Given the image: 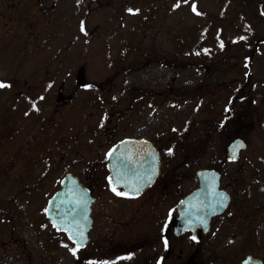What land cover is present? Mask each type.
Instances as JSON below:
<instances>
[{"label": "rangeland", "instance_id": "rangeland-1", "mask_svg": "<svg viewBox=\"0 0 264 264\" xmlns=\"http://www.w3.org/2000/svg\"><path fill=\"white\" fill-rule=\"evenodd\" d=\"M151 1L91 10L82 34L66 25L68 12H37L35 0H0V81L10 85L0 88V264L75 263L72 245L62 236L48 244L40 224L47 198L76 165L77 157L61 147V117L69 122L94 110L57 104L61 77L76 67L75 57L68 64L58 59L84 52L68 41L86 34L100 44L86 52L128 53L120 63L104 61L113 73L144 62L140 96L123 91L125 101L111 109L117 132L142 118L148 131L157 127L161 142L172 137L179 150L172 162L187 155L191 169L185 188L199 167L225 174L221 183L233 191V202L205 241L218 245L214 264H237L248 253L264 258V0H153L154 7ZM235 136L248 148L227 163L225 145ZM233 173L239 180L227 179Z\"/></svg>", "mask_w": 264, "mask_h": 264}, {"label": "flooded vegetation", "instance_id": "flooded-vegetation-1", "mask_svg": "<svg viewBox=\"0 0 264 264\" xmlns=\"http://www.w3.org/2000/svg\"><path fill=\"white\" fill-rule=\"evenodd\" d=\"M35 1L37 12L70 13L65 17L66 25L78 28L81 21L86 28V16L91 10L120 11L125 9L128 2V0H80V3H77V0ZM151 6L154 7L153 0ZM81 11L84 15L80 17ZM75 12L78 14L74 15ZM69 42L84 52H75V56L64 54L65 57L58 59V63L65 60L68 64L75 57V61L72 62L76 67L61 77L57 86V104L69 103L75 110H87L92 107L94 109L89 110L86 115L72 117L69 122L64 120L70 117L63 115L61 117L63 123H60L63 129L61 147L65 153L71 151L77 157L74 160L75 170L68 172L77 177L92 197L90 204L92 222L88 231V241L83 247H77L74 264H214L221 256L217 250L218 245H206L205 241L211 236L215 222L222 215L211 220L210 230L198 240H195L198 237L193 239L191 230H178L176 227L178 202L198 185L194 172V185L185 188L192 178L190 166L186 161L187 155L183 158V163L182 160L172 162L175 152H179L174 147L176 142L172 137L167 138L164 143L161 142L157 127L152 125V131H148V126L144 125L142 118L139 121L136 118L137 123L131 124L126 131L120 133L117 132L119 118L114 123L110 120L111 114H114L111 111L112 107L120 100L125 101L123 98L126 94L121 92L128 91L133 95L137 93L136 91L143 90V84L139 83L143 59L139 62L135 59L134 65L118 75L103 66L104 61L107 63V60H115L116 63H120L127 56V52H117L114 57L110 52H86L85 49H88L89 45L98 47L100 45L96 36L88 34L76 35ZM139 54L140 52H136L137 59ZM96 63L97 67H91ZM131 63L133 61H130ZM113 66L115 70L116 66ZM58 73L60 75V72ZM85 84H91L93 87L85 88ZM46 86L51 87L50 84ZM79 93L81 99L78 100L75 96ZM140 93H137V96H140ZM133 106L128 104V109L131 110ZM66 114L73 116L68 110ZM130 139L136 142L133 143V148L129 149L132 155L138 154L139 149H142L150 155L149 159H152L157 152L159 170L154 179L153 170L140 175L141 178L148 180L145 185L142 179L134 182L135 189L126 190L120 185H115L118 191L128 193L120 196L112 191V184L108 180L110 171L107 156L109 150L119 141ZM139 140H146L142 144L145 147H138ZM168 148L173 149L171 154L166 151ZM125 167L131 166H122ZM120 175L125 178L134 176L130 172H122ZM60 235L64 238L62 234ZM164 238L168 240V247L164 245ZM47 239L48 244H51L52 239ZM70 244L72 248L76 247L74 243Z\"/></svg>", "mask_w": 264, "mask_h": 264}, {"label": "water", "instance_id": "water-1", "mask_svg": "<svg viewBox=\"0 0 264 264\" xmlns=\"http://www.w3.org/2000/svg\"><path fill=\"white\" fill-rule=\"evenodd\" d=\"M132 140H124L115 145L109 156L113 164L111 172L114 182L124 186V181L118 179L119 164L129 163L126 158V149L130 151ZM247 148V143L241 137L233 139L225 149V158L228 161L238 159L242 150ZM141 156V154H140ZM235 158H231V157ZM125 159V160H124ZM141 164V162H138ZM131 164V163H129ZM199 187L181 199L178 205L179 216L177 228L191 230L193 236L199 239L209 229L212 216L222 213L229 204V193L219 188L220 172L215 169H200L196 173ZM126 187V186H124ZM221 193L226 194L227 200ZM88 193L72 175H67L62 182V189L57 191L49 200L47 215L57 229L63 230L75 244L79 241L84 246L87 241V232L91 225L89 213ZM67 229V230H66ZM70 230V231H69ZM80 233H83L81 236ZM241 264H263L261 258L247 256Z\"/></svg>", "mask_w": 264, "mask_h": 264}, {"label": "snow or ice", "instance_id": "snow-or-ice-1", "mask_svg": "<svg viewBox=\"0 0 264 264\" xmlns=\"http://www.w3.org/2000/svg\"><path fill=\"white\" fill-rule=\"evenodd\" d=\"M184 2H186V0H184ZM77 3H80V0H77ZM192 7H193V11H196L195 3H193V6H192ZM127 10H128L130 13H134V12H138V11H139V9H133V8H131V7H129ZM80 30H81V31H84V30H85V28H84V22H83V21H81ZM221 47H223V41H221ZM205 51H207V49H205ZM246 59H247V58H246ZM5 86H10V85H8V83H7L6 81H0V88L5 87ZM84 87H85V88H91V87H93V85H91V84H85ZM32 107L35 108L37 111L39 110V109L37 108V105H36L35 103L32 104ZM226 110H227V109H226ZM221 124H223V121L221 122ZM102 125H103V120L101 121V126H102ZM166 151H167L168 153L171 154L172 151H173V149H172V148H168V149H166ZM111 154H112V150H109L108 156H111ZM231 158H235V157L233 156V157H231ZM108 179H109L110 184H112V179H113V178H112L111 176H109ZM117 183H119V181H117ZM112 191L115 192L117 195H120V196L128 195V193L118 191V189L116 188L115 184H112ZM136 194H138V192H137ZM221 195L224 197V200H227V196H226V194L221 193ZM44 211L47 213V212H48V209L46 208V209H44ZM166 226H167V225L165 224V227H166ZM66 230H67V229H66ZM69 231H70V230H69ZM162 231H163V228H162ZM80 235L82 236L83 233H80ZM193 239H195V237H193ZM164 245H165V247H168V240H167V238H164ZM79 246H80V245H79V241H77V242H76V247H73V248L71 249V251L75 254V253H76V250H77V247H79Z\"/></svg>", "mask_w": 264, "mask_h": 264}, {"label": "trees", "instance_id": "trees-1", "mask_svg": "<svg viewBox=\"0 0 264 264\" xmlns=\"http://www.w3.org/2000/svg\"><path fill=\"white\" fill-rule=\"evenodd\" d=\"M236 116L238 117V120L237 121H239L240 115L239 114H236ZM230 176H231L230 179L233 180V181H236L237 179L239 180L238 174H236V173L230 174Z\"/></svg>", "mask_w": 264, "mask_h": 264}]
</instances>
